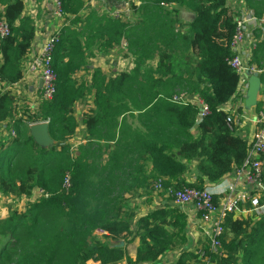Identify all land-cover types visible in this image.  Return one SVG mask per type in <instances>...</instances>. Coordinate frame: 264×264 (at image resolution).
Wrapping results in <instances>:
<instances>
[{
	"label": "trees",
	"instance_id": "16d2710c",
	"mask_svg": "<svg viewBox=\"0 0 264 264\" xmlns=\"http://www.w3.org/2000/svg\"><path fill=\"white\" fill-rule=\"evenodd\" d=\"M60 1L66 23L52 49L55 91L15 116L9 87L23 77L36 27L23 0H0V18L10 26L0 38V194L42 190L24 210L9 209L0 218V264H156L178 249L173 264H264V213H229L219 246L213 252L205 245L203 262L184 247L187 217L179 207L165 199L136 219L123 196L139 189L151 196L156 180L164 191L202 189L245 163L248 140L237 124L228 127L222 108L239 83L228 62L236 14L227 0H131L130 19L96 8L82 18L86 0ZM120 1L104 2L112 8ZM243 2L253 15H264V0ZM174 6L190 12L185 24ZM256 40L249 63L264 70V38ZM113 47L133 58L132 68L113 75L95 68L89 82L75 79L88 49ZM259 80L264 91V71ZM180 92L207 104L199 121L198 106L172 100ZM88 94L93 108L82 115L86 137L75 155L68 142L78 127L74 105ZM38 122H47L51 144L39 145L30 135ZM110 238L126 244L138 238L134 256Z\"/></svg>",
	"mask_w": 264,
	"mask_h": 264
},
{
	"label": "built area",
	"instance_id": "2783aa9c",
	"mask_svg": "<svg viewBox=\"0 0 264 264\" xmlns=\"http://www.w3.org/2000/svg\"><path fill=\"white\" fill-rule=\"evenodd\" d=\"M51 3L55 17L62 18L61 1L51 0ZM247 9L239 16H235V31L230 42V47L234 54L228 62L238 73L239 81L245 74L264 71L249 63L251 55L247 61V57L242 53V46L246 42V37L250 36L253 30L264 27V15L257 17L249 9V12H247ZM113 15L118 16L117 10ZM58 31L59 27L48 34L39 47L29 54L23 66V73L30 74L38 79V85L35 90L36 103L42 99H51L55 91V74L52 69L51 59ZM9 33L10 26L1 17L0 38L7 36ZM172 100L181 104L198 106V121L208 111L207 104L193 94L180 92L174 95ZM222 108L226 112V123L231 128L233 124H237L238 115L232 112L231 108L226 104ZM257 122L260 123V126L248 141L245 163L242 167L233 171L231 180L220 191L219 195H215L206 187L199 189L192 186H184L182 188L169 186L164 191L160 180L152 183L153 193L162 194L165 199L179 207L186 215L190 213L188 210L190 206H192L194 212L198 213L195 223L199 229L201 243L195 250L198 258L203 262H206L208 258L204 250L205 245L209 246L210 251L213 252L219 246L222 226L225 217L229 213L241 217L243 212H249V214L264 212V115L262 112L258 114ZM69 185V174H66L63 179V188L67 189ZM37 190L40 192L39 195H41L42 190ZM244 205L248 206L244 207Z\"/></svg>",
	"mask_w": 264,
	"mask_h": 264
},
{
	"label": "crops",
	"instance_id": "0c3cea01",
	"mask_svg": "<svg viewBox=\"0 0 264 264\" xmlns=\"http://www.w3.org/2000/svg\"><path fill=\"white\" fill-rule=\"evenodd\" d=\"M23 2V12L25 14H30L34 17L36 27L35 39L32 43L30 51L27 53L26 58L23 61L24 66L29 54L39 47L40 43L48 34H50L52 31H54L55 29H57V27H60L61 25L57 26L58 18H56L53 14V6L51 0H23ZM227 5L234 11L236 16H239L241 13H244L247 9L246 5L241 2V0H227ZM180 9H184V15L189 17L187 18L188 21L191 18L190 12L187 11L185 8ZM247 12H249L248 9ZM186 22L184 21V24ZM262 30L263 29H261V31ZM248 43L249 41L247 40L242 46V53L247 57V61L253 49L252 46H248ZM19 83L24 84L26 87V89L22 92L23 94L31 93V86H33L36 90V86L38 85V79L31 76L30 74L23 73L22 79L17 82V84ZM87 97L88 99L86 100V102L89 104V110L85 111L83 115L90 112V110L93 108L92 95L89 94ZM78 101L76 102V104L78 103ZM226 105L231 108L232 112L236 113V110H239V112L236 113L238 115L237 131L242 137L246 138L249 141L255 131L260 126V123L257 122L258 114L262 112V114L264 115V91L262 90V84L259 80V74H245V76L240 79L235 94L232 96V98H230ZM79 129H84V126L79 125L76 132H78ZM84 135L85 138L86 133H84ZM73 137H75V135ZM194 165L195 162H192L191 169H193ZM233 173V171L227 173L219 181L214 183L205 182V187L211 190L215 195H219L220 191L223 190L226 187L227 183L231 180ZM194 176L195 174L193 171L188 173L189 180H193ZM123 196L127 200V203L129 204L130 208H133L135 210L136 219L165 202V198L162 194L153 193L151 196H148L147 194H145V191L141 189L133 193L125 192ZM188 210L190 211V213L189 215H186L187 241L184 244V247L190 250L195 249L199 245V243H201V238L198 231L199 229L195 223V218L196 216H198V213L194 212L192 206H190ZM247 214H249V212H243L241 213V216H246ZM0 216V218H4L6 216L5 214H3V210H1ZM109 240L112 244H118L122 246L125 245L129 255L132 257L134 256L135 247L138 244V238H135L132 242L127 244L123 239L110 238ZM179 253V249L168 251L164 255H161L157 258L156 264H173L175 263V260L177 259ZM87 264H97V261L89 260L87 261Z\"/></svg>",
	"mask_w": 264,
	"mask_h": 264
},
{
	"label": "rangeland",
	"instance_id": "374dc122",
	"mask_svg": "<svg viewBox=\"0 0 264 264\" xmlns=\"http://www.w3.org/2000/svg\"><path fill=\"white\" fill-rule=\"evenodd\" d=\"M105 0H86L85 5L83 9L81 10L80 17L83 18L84 14L88 12L91 8H96L99 12L105 13L107 12L109 14H114V12L117 10L119 17H126V19L133 18L132 12L129 8V1L131 0H125L120 1V3L115 4L112 8L109 6V4H105ZM134 1V0H132ZM106 7H108L106 9ZM175 9V16L179 19V21L184 23V21H187V16L184 15V9H180L174 6ZM189 16V14H188ZM66 23V21L63 18H58V25H63ZM58 28V27H57ZM261 29H255L252 31L251 36L246 37V41L248 40V46H252L254 48V43L257 41V39L264 38V27ZM260 30V31H259ZM253 39H252V38ZM148 64H154L153 60H150ZM133 67V58L131 56L125 55L124 51L121 48L113 47L109 49L108 51H99L97 49H88L86 51V65L77 74H75V79L77 81H85L88 82L91 73L95 68H100L103 73L106 75H113L121 70H128ZM259 74V73H258ZM11 91L15 92L16 94V100L14 105V114L15 116L17 114V111L22 112L23 110H26L27 108L32 109L34 108L36 104V92L35 88L31 86V93H25L22 92L26 89L24 84H14L11 87H9ZM89 95V94H88ZM88 95L85 96L84 99L81 101H78V103L74 105L75 107V117L79 125H83L82 123V115L85 111L89 110L88 103L86 100L88 99ZM4 127V124L2 125ZM84 126V125H83ZM77 127V129H78ZM1 129V128H0ZM76 129V131H77ZM74 133L75 137L72 136V138L69 139V144L71 146V150L73 154H77L76 149L78 145L84 141V133H86L85 128L79 129L78 132ZM78 136V137H77ZM40 192L37 189H33L29 195H2L0 194V213L1 210H3V214L7 215L9 209H17V210H24L29 202H33L37 199V197L41 196L39 195ZM262 213L255 214V216L259 217ZM1 217V216H0Z\"/></svg>",
	"mask_w": 264,
	"mask_h": 264
},
{
	"label": "water",
	"instance_id": "95a60500",
	"mask_svg": "<svg viewBox=\"0 0 264 264\" xmlns=\"http://www.w3.org/2000/svg\"><path fill=\"white\" fill-rule=\"evenodd\" d=\"M30 135L39 145L51 144V139L47 131V122H38L30 125Z\"/></svg>",
	"mask_w": 264,
	"mask_h": 264
}]
</instances>
